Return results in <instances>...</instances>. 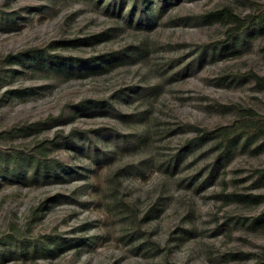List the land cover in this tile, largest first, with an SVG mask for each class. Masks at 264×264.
Wrapping results in <instances>:
<instances>
[{
    "label": "rangeland",
    "instance_id": "374dc122",
    "mask_svg": "<svg viewBox=\"0 0 264 264\" xmlns=\"http://www.w3.org/2000/svg\"><path fill=\"white\" fill-rule=\"evenodd\" d=\"M108 1L0 0V264H256L264 133L216 162L194 126L264 114L247 74H264V25L227 43L213 13L264 0H150L139 22ZM124 48L81 71L17 57ZM40 141L45 166L22 155Z\"/></svg>",
    "mask_w": 264,
    "mask_h": 264
},
{
    "label": "trees",
    "instance_id": "16d2710c",
    "mask_svg": "<svg viewBox=\"0 0 264 264\" xmlns=\"http://www.w3.org/2000/svg\"><path fill=\"white\" fill-rule=\"evenodd\" d=\"M150 0H109L105 6L113 10L117 9L118 13L128 21H145L148 19V9L151 4ZM216 17L225 20L226 25V41L227 43L235 42V39L239 34L244 33L248 29H257L264 25V2H259L254 10L239 14L233 11L230 7H222L221 9L213 10ZM104 31H99L91 34L88 37H84L81 40H96L98 41L104 36ZM131 50L124 48L119 51L114 50L103 54L99 57L89 58L87 60H74L73 56L68 55L65 58L58 57L56 54H52L45 50L28 49L25 51L24 57L17 55L20 61L24 59L31 60L35 63L47 64L50 68L55 69H74L83 70L88 68H99L104 63L110 64L114 60L123 59L128 56ZM248 75L252 76L256 83L264 85V74H258L253 71H248ZM237 116L229 124L219 125L212 129L195 127V131L199 134L198 137L210 140L213 142L215 149H217V155L215 157L216 162L221 158H226L232 151L233 147L243 140L245 143L249 140H254L261 133H264V114L258 113L251 107H244L238 104ZM197 137V138H198ZM261 145V144H260ZM45 144L40 141L33 148L28 151L22 152V155L27 156L29 160L33 161L35 166H45V154L43 149ZM6 153L8 149L4 150ZM176 162V160H175ZM171 162L169 161L168 164ZM260 176L264 177V168L257 169ZM237 196L247 197L248 194L234 193ZM256 264H264V252L261 257L257 259Z\"/></svg>",
    "mask_w": 264,
    "mask_h": 264
}]
</instances>
